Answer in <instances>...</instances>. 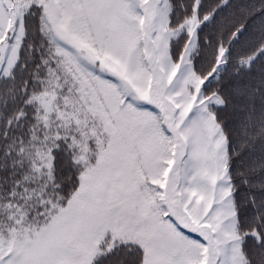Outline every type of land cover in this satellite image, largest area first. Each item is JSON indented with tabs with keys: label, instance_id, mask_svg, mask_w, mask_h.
I'll use <instances>...</instances> for the list:
<instances>
[{
	"label": "snow or ice",
	"instance_id": "6c2138e0",
	"mask_svg": "<svg viewBox=\"0 0 264 264\" xmlns=\"http://www.w3.org/2000/svg\"><path fill=\"white\" fill-rule=\"evenodd\" d=\"M0 264H264V0H0Z\"/></svg>",
	"mask_w": 264,
	"mask_h": 264
}]
</instances>
